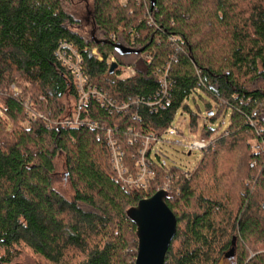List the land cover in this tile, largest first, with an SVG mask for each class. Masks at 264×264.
Segmentation results:
<instances>
[{"label":"trees","instance_id":"trees-1","mask_svg":"<svg viewBox=\"0 0 264 264\" xmlns=\"http://www.w3.org/2000/svg\"><path fill=\"white\" fill-rule=\"evenodd\" d=\"M70 48L102 96L77 126L62 123L80 99L59 56L74 61ZM197 97L201 129L188 104ZM179 112L208 143L201 160L167 167L154 144L152 176L129 190L107 131L133 179L146 137L174 128ZM226 114L215 135L208 123ZM161 190L177 220L165 264H264V0H0V264H135L127 213Z\"/></svg>","mask_w":264,"mask_h":264},{"label":"water","instance_id":"water-1","mask_svg":"<svg viewBox=\"0 0 264 264\" xmlns=\"http://www.w3.org/2000/svg\"><path fill=\"white\" fill-rule=\"evenodd\" d=\"M119 55L139 54L141 51L116 45ZM117 69L113 64L110 73ZM190 155V153L188 154ZM169 194L166 190L144 199L131 208L127 215L136 227L137 251L135 264H165L166 255L177 233V220L167 206Z\"/></svg>","mask_w":264,"mask_h":264},{"label":"rangeland","instance_id":"rangeland-1","mask_svg":"<svg viewBox=\"0 0 264 264\" xmlns=\"http://www.w3.org/2000/svg\"><path fill=\"white\" fill-rule=\"evenodd\" d=\"M122 72H123L122 77H126V76L128 77L129 75L132 74V69L131 70L123 69ZM17 91H18L17 89H14V92ZM188 104L190 106L191 112L199 116L198 124H199V128L201 129L203 127L204 120L207 118L204 100L197 97L196 100L190 99L188 101ZM78 107H79V102L77 103L76 107L72 109V113H73V116L71 117L72 120H75L77 118ZM1 116L3 115L1 114ZM34 116L38 117V114H34L31 111L29 113H26V117L28 121L27 123H25V125H29L28 122L30 121V119H34ZM69 120L70 117L63 119L62 121L65 122ZM189 121H190V117L187 113L182 114L181 112H179L173 123V127L179 130L180 132L179 135L177 136L166 135L163 138L164 140L163 143L155 144V145L153 144L154 150L155 149L158 150L161 161L165 166L177 167L184 169L185 171H191L201 160L202 157L201 151H193L190 155H188L189 150L187 148V145L193 143L194 141L201 140L199 139L198 133H190V129L188 126ZM229 123H230V117L229 114H226L225 116H221L218 119H216L214 122H209L208 124L209 127H211L214 130L215 135H219L227 129ZM12 130H13L12 123L8 122L7 131L11 132ZM166 182L168 184V181ZM223 264H233V262L231 260H228L226 262H223Z\"/></svg>","mask_w":264,"mask_h":264},{"label":"built area","instance_id":"built-area-1","mask_svg":"<svg viewBox=\"0 0 264 264\" xmlns=\"http://www.w3.org/2000/svg\"><path fill=\"white\" fill-rule=\"evenodd\" d=\"M114 38V37H113ZM67 47V46H63L62 48ZM70 52L72 54V57L74 58V61H71V59L67 58L65 55L61 54V50L59 51V56L63 59L64 63L69 67V69L75 74L76 80H77V89L80 93V101H79V107H78V111H77V118L75 120H71V121H65L62 122L65 126H77L80 124V120H79V116H80V112L82 107L85 105L86 101L90 98V96L93 97H98L99 99L102 98L101 94L96 90V89H92L90 87H87L86 82L84 81V76H83V72L81 70V65H82V61L80 59V57L78 56V53L70 48ZM94 54H96V51H94ZM99 60H101L100 57H98ZM112 63H115L114 59H111ZM170 66H168L167 68V72L165 73L164 77L160 78L161 81V93L160 95H162V100H165L168 103V96L169 93L171 91V85L170 82L167 79V73L169 72ZM131 70V69H129ZM134 75V71L132 70V74L129 76ZM167 99V100H166ZM109 104L112 106L111 101L109 102ZM114 106V105H113ZM128 105H121L119 106V110L123 111V110H127L128 109ZM34 119H36V117L34 116ZM91 126L93 127H98V124H91ZM112 132L111 130L107 131V136L110 139V145H111V150H112V158H113V163L115 168L117 169L120 178L122 179V181L124 182L125 186H127L128 188H130L129 190H131L132 187L136 186V187H143L145 188L146 185V181L148 179V176L152 175V171L148 168L147 164H146V159H145V154L146 151L148 150V148H152L153 144H160L163 143L164 140V136L166 135H171V136H177L179 135V132L174 129V128H169L167 130V132L161 136V137H146L145 141H144V148L142 149V151L140 152V167H139V172L138 175L136 176V178L133 179H125L123 178L122 174L124 172L123 170V164H122V153L119 151L118 148H116L112 142ZM208 143L206 141L203 140H198V141H194L193 143L187 145V148L189 150V153H192L193 151H202L207 147ZM149 148V149H150Z\"/></svg>","mask_w":264,"mask_h":264}]
</instances>
